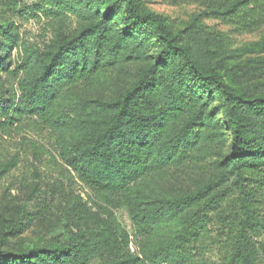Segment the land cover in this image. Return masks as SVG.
I'll use <instances>...</instances> for the list:
<instances>
[{
	"label": "trees",
	"instance_id": "1",
	"mask_svg": "<svg viewBox=\"0 0 264 264\" xmlns=\"http://www.w3.org/2000/svg\"><path fill=\"white\" fill-rule=\"evenodd\" d=\"M37 1L40 50L0 19V131L47 123L67 168L129 209L136 252L80 196L63 235L35 231L33 190L0 207V264H264V0H194L179 23L145 0Z\"/></svg>",
	"mask_w": 264,
	"mask_h": 264
},
{
	"label": "rangeland",
	"instance_id": "2",
	"mask_svg": "<svg viewBox=\"0 0 264 264\" xmlns=\"http://www.w3.org/2000/svg\"><path fill=\"white\" fill-rule=\"evenodd\" d=\"M155 12L169 17L172 21L185 22L199 8L194 0H145ZM0 19L13 23L21 35L23 45L32 49H42L52 38L50 18L44 14L37 0H0ZM217 25V22H211ZM218 28L228 31L229 29ZM235 47L257 42L260 33L231 35ZM17 57V53H14ZM58 135L40 118H26L14 124L6 131H0V169L3 165L16 160L17 166L0 179V207L9 202L23 203L37 190L40 197L27 209L30 212L43 211V219L35 231L48 236L63 235L61 207H65L64 198L80 196L92 212L108 219L119 231L131 236V252L134 245L135 227L132 215L123 205L111 206L85 186L62 162L59 155ZM61 192V196L60 193ZM38 225V224H37ZM41 227V228H39ZM217 256L212 260L216 262ZM100 260L94 259L93 264Z\"/></svg>",
	"mask_w": 264,
	"mask_h": 264
}]
</instances>
